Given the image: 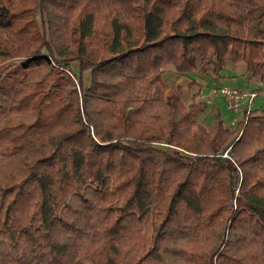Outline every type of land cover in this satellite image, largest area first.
<instances>
[{
    "label": "trees",
    "instance_id": "obj_1",
    "mask_svg": "<svg viewBox=\"0 0 264 264\" xmlns=\"http://www.w3.org/2000/svg\"><path fill=\"white\" fill-rule=\"evenodd\" d=\"M240 63L264 88V0H0V264H264V114L165 72Z\"/></svg>",
    "mask_w": 264,
    "mask_h": 264
},
{
    "label": "rangeland",
    "instance_id": "obj_2",
    "mask_svg": "<svg viewBox=\"0 0 264 264\" xmlns=\"http://www.w3.org/2000/svg\"><path fill=\"white\" fill-rule=\"evenodd\" d=\"M78 62H73L69 69L73 72V74L78 73ZM233 67V66H231ZM228 67V68H231ZM228 68L224 69L227 70ZM166 77L169 80L174 81L177 80L183 87V95L181 97L182 101L186 105H203L204 111L201 115V119H203L208 125L213 122L215 112L212 110L213 107L219 108L224 124L226 127L230 128L231 121L234 118L233 113L228 109L227 104L224 102L225 99L220 93V88L223 82L219 81L220 78H214L208 75H199L196 73L185 74L180 77L175 73L172 67L166 68ZM238 72H243L241 69ZM246 73V72H245ZM228 74V72L226 73ZM76 76V75H75ZM246 77L249 78L246 73ZM93 75L92 73H85L83 79V86L78 87L79 89L88 88L92 83ZM231 79L235 78L232 75H227V77H223V79ZM250 84L257 85L258 83L255 79H248ZM77 85H80V81L76 79ZM223 85L233 86L234 83L232 81H226ZM259 86V85H257ZM254 110H257L260 114H264V89H260V94L256 99L254 104ZM232 126V125H231ZM233 127V126H232ZM155 146L160 148H166L167 145L164 143H155ZM166 146V147H165ZM230 150V149H229ZM228 150V151H229ZM230 154V153H229ZM227 156V155H226Z\"/></svg>",
    "mask_w": 264,
    "mask_h": 264
},
{
    "label": "built area",
    "instance_id": "obj_3",
    "mask_svg": "<svg viewBox=\"0 0 264 264\" xmlns=\"http://www.w3.org/2000/svg\"><path fill=\"white\" fill-rule=\"evenodd\" d=\"M220 93L225 99L228 109L233 113L234 118L231 121L233 127L240 123L247 124L249 116L254 111V104L260 94L259 86H228L220 88Z\"/></svg>",
    "mask_w": 264,
    "mask_h": 264
},
{
    "label": "crops",
    "instance_id": "obj_4",
    "mask_svg": "<svg viewBox=\"0 0 264 264\" xmlns=\"http://www.w3.org/2000/svg\"><path fill=\"white\" fill-rule=\"evenodd\" d=\"M241 69L243 72H238V70ZM228 72V74H226ZM246 66L245 64L243 63H240V64H237L231 68H228L227 70H223L222 73H221V76L222 78L219 79V81L223 84L224 82L226 81H232L234 83L233 86H245V87H251L253 88L254 86H257V85H260V84H257V85H254V84H250L248 81L249 78L246 77ZM227 75H232L234 76L235 78H231V79H223V77H227ZM258 83V82H257ZM264 87V85H263ZM264 89V88H262ZM225 102V101H224ZM226 103V102H225Z\"/></svg>",
    "mask_w": 264,
    "mask_h": 264
},
{
    "label": "water",
    "instance_id": "obj_5",
    "mask_svg": "<svg viewBox=\"0 0 264 264\" xmlns=\"http://www.w3.org/2000/svg\"><path fill=\"white\" fill-rule=\"evenodd\" d=\"M228 153L233 154L232 148L228 151Z\"/></svg>",
    "mask_w": 264,
    "mask_h": 264
}]
</instances>
